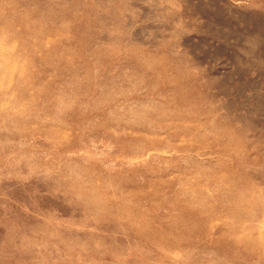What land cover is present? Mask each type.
Returning <instances> with one entry per match:
<instances>
[{
  "label": "rangeland",
  "instance_id": "rangeland-1",
  "mask_svg": "<svg viewBox=\"0 0 264 264\" xmlns=\"http://www.w3.org/2000/svg\"><path fill=\"white\" fill-rule=\"evenodd\" d=\"M0 264H264V0H0Z\"/></svg>",
  "mask_w": 264,
  "mask_h": 264
}]
</instances>
